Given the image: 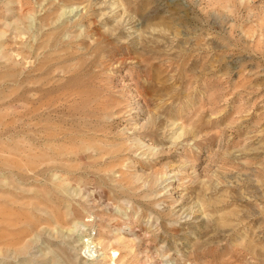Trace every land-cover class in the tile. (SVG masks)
Instances as JSON below:
<instances>
[{
    "label": "rangeland",
    "instance_id": "1",
    "mask_svg": "<svg viewBox=\"0 0 264 264\" xmlns=\"http://www.w3.org/2000/svg\"><path fill=\"white\" fill-rule=\"evenodd\" d=\"M111 1L0 0V264H264V0Z\"/></svg>",
    "mask_w": 264,
    "mask_h": 264
},
{
    "label": "bare ground",
    "instance_id": "2",
    "mask_svg": "<svg viewBox=\"0 0 264 264\" xmlns=\"http://www.w3.org/2000/svg\"><path fill=\"white\" fill-rule=\"evenodd\" d=\"M87 4H86V6H83L82 7V14H81V17H80V20L79 21H81L82 19H83V17H86V14H87V10L89 9V8H91V9H94V7H95V5L93 4V2H86ZM84 3H80L79 5H83ZM85 5V4H84ZM111 6H114L116 9H119V8H121V9H123L121 6H120V4H119V0H112L111 1ZM75 8H76V6H75ZM77 9V8H76ZM84 10V11H83ZM89 12V11H88ZM121 12V11H120ZM82 244H84V248L85 249H89V245H91L92 243H91V239H86V241H84ZM91 255V254H90Z\"/></svg>",
    "mask_w": 264,
    "mask_h": 264
}]
</instances>
